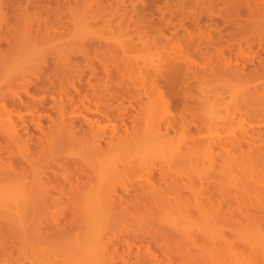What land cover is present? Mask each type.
<instances>
[{"label": "rangeland", "instance_id": "rangeland-1", "mask_svg": "<svg viewBox=\"0 0 264 264\" xmlns=\"http://www.w3.org/2000/svg\"><path fill=\"white\" fill-rule=\"evenodd\" d=\"M232 69L247 72L250 77L237 80L226 76L225 70L229 74ZM86 84L94 90H88L91 88ZM76 89L88 91L92 109L94 103L102 108L110 105L114 118L100 117L98 125L94 113L81 105L74 106L80 98ZM183 96L186 101H181ZM182 102L190 108L184 109ZM57 105L63 107V114ZM41 106L49 108L43 112ZM123 114L130 120L123 123ZM67 119H75L76 126L84 128L90 122L95 131L99 128L106 134H78L79 140L72 141V135L61 130ZM33 121L38 125L42 122L43 132ZM12 126L22 129L15 136L32 138L28 143L23 137L27 149L18 146L21 140H13L12 132L16 130ZM256 131L264 133V0H0V166L4 169L5 164L9 174H13L16 181L11 180L10 185H32L26 190L34 186V193L47 197L36 198L35 205L33 201L24 204L26 208L22 207L20 212V208L13 206L16 211L11 210L0 200V211H4L0 213V264H55L57 260L59 264H70L73 255L80 257L74 250L75 240L85 243L90 232L102 235V240H98L102 245L97 248L106 249L100 248L102 256L107 252L103 264H216V256L225 257V253L214 252L213 246L218 250L224 247L223 251L229 247L226 258L231 264L242 260L263 264L264 252L261 254L256 250L259 248L248 244L253 238L256 241L264 237V214L254 212L264 201V136L255 134ZM215 134L253 135V139L241 149L212 147L206 155L193 150L201 138ZM98 135L108 141H100L108 157L101 158L104 164L93 157ZM111 135L115 136L109 143ZM141 137H145L142 142ZM234 159L251 164L253 178L248 181L257 188L250 194H239L246 204L242 208L252 209L251 215H240L234 201L231 205L236 214L232 221L228 215L224 219L223 213L229 198L226 187H232L228 165ZM88 173L95 175L90 176L94 180L88 179ZM103 175L106 180L100 179ZM71 182H80L76 186L87 195L82 193V198H74L78 187L71 189ZM149 185L155 186L164 203H184L193 213L181 216L187 225H182L181 217L171 216L172 212H164L168 216L162 214L163 205L158 204L163 201L149 198L155 205L142 200V190ZM91 190L98 195L100 190L108 202L99 197L101 201L97 199V203L94 196L89 197L94 195ZM1 193L2 190L3 196ZM257 197L262 198L261 203L255 201ZM200 207L206 209V215H199ZM7 210L11 214L5 218ZM92 210L98 216L89 213ZM216 211H221L218 215L223 223L220 219L217 222L220 217ZM15 213L23 219L11 220ZM188 216L196 220H189ZM84 218H94V224L90 225L89 220L88 224ZM253 222L263 229L256 224L257 231L249 228ZM214 229L218 230L215 234ZM206 232L212 233L210 240L203 237ZM239 241H247L255 250L248 246L246 253L247 247ZM65 250L72 255L68 257ZM51 251L58 254H54L56 258H52ZM255 253L262 256L255 258ZM251 254L256 260L250 263ZM245 256L249 258L245 260ZM224 257L218 264H226Z\"/></svg>", "mask_w": 264, "mask_h": 264}, {"label": "bare ground", "instance_id": "bare-ground-1", "mask_svg": "<svg viewBox=\"0 0 264 264\" xmlns=\"http://www.w3.org/2000/svg\"><path fill=\"white\" fill-rule=\"evenodd\" d=\"M207 39H208V38H207ZM212 42H213V41H212ZM212 42H211V44H212ZM208 43H209V42H208ZM218 53H220V52H218ZM217 55H218V54H217ZM217 55H216V56H217ZM220 55H221V54H220ZM222 56H223V55H222ZM212 57H214V56H212ZM220 57H221V56H220ZM68 59H69V58H68ZM209 59H210V58H209ZM66 60H67V59H66ZM64 62H65V60H64ZM220 63H221V61H220ZM217 66H218V64H217ZM238 68H239V67H238ZM242 68H243V67H242ZM226 69H227V68H226ZM229 69H231V68H229ZM244 69H245V68H244ZM226 73H227V72H226V70H225V75H226V76H229V77H231V78H233V77L235 78V77H236L235 79L238 78V79H240V80H241V79L243 80V78H246V77L248 76V75H247V72H246V74H245L244 71H242V70H238V69H237V70H235V69L233 70V69H232L231 71H229V74H230V75H229L228 73H227V74H226ZM50 74H51V73H50ZM53 74H54V73H53ZM231 75H232V76H231ZM249 75H251V74H249ZM46 76H47V75H46ZM47 77H48V76H47ZM49 77H50V76H49ZM93 77H94V76H93ZM248 77H250V76H248ZM248 77H247V78H248ZM162 78H163V77H162ZM166 78H167V76H166ZM238 79H237V80H238ZM90 81H91V80H90ZM90 81H88V82H90ZM176 81H177V80H176ZM176 81H175V83H176ZM165 82H166V81H165ZM90 83H91V82H90ZM169 83H170V82H169ZM82 84H83V82H82ZM170 84H171V83H170ZM86 85H88V84H86ZM90 85H91V84H90ZM90 85H88V86L90 87ZM170 86H172V85H170ZM170 86H168V87H170ZM176 86H177V85H176ZM91 87H92V85H91ZM91 87H90V88H91ZM93 88H94V86H93ZM170 88H171V87H170ZM76 90L78 91V94L80 95V98L77 99L78 101L75 102L74 106H76V105H79V107L83 106V107L85 108V110H88L89 112L94 113L98 119H99L100 117H101V118L104 117V118H106V119H107V118H110V117H111V118L113 117L112 114L114 113V109H111V108H110V105H109V106H108L107 104H106L105 106L103 105L104 108H102V107L100 106V104H95V103H94V107H95V108L92 109V108H91V104H92L93 102H92V99L90 98L89 94L87 93L88 91H87V92H80V90H78V89H76ZM88 90H94V89L91 88V89H88ZM77 91H76V92H77ZM170 91H171V90H170ZM185 91H186V90H185ZM76 92H75V93H76ZM171 92H172V91H171ZM92 93H94V91H93ZM115 93H117V92H115ZM78 94H77V95H78ZM184 94H185V92H184ZM79 95H78V96H79ZM111 95H112V94H111ZM173 95H174V94H173ZM177 95L180 96V94H177ZM187 95H188V93L186 94V96H187ZM113 96H114V99H115V94H113ZM184 96H185V95H184ZM184 96H183V98L181 99V101H182L184 98L187 99V98L184 97ZM118 97H119V96H118ZM181 97H182V95H181ZM116 98H117V97H116ZM53 99H54V98H53ZM101 99H102V98H101ZM179 99H180V97H179ZM175 100L178 101V99H175ZM189 100H190V99H189ZM18 101H19V100H18ZM21 101H22V100H21ZM21 101H19V102H21ZM177 101H176V103H177ZM183 101H186V100H183ZM19 102H18V103H19ZM45 102H46V101H45ZM55 102L57 103V101H55ZM55 102H54V103H55ZM24 103H25V102H24ZM61 103H62V102H61ZM61 103H60V104H61ZM71 103H72L71 106H73V103H74V102H71ZM71 103H70V104H71ZM107 103H108V102H107ZM169 103H171V102H169ZM172 103H173V102H172ZM176 103H174V105H175ZM179 103H180V101H179ZM182 103H183V102H182ZM184 103H186V102H184ZM184 103H183V105H184V107H185L184 109H186V108L189 109V108H190V107H189L190 105L188 106V105H187L188 103H187V104H184ZM43 104H44V103H43ZM46 104H47V103H46ZM66 104H67V103H66ZM104 104H105V102H104ZM109 104H111V103H109ZM177 104H178V103H177ZM177 104H176V105H177ZM20 105H21V104H20ZM63 105H64V104H63ZM68 105H69V103H68ZM80 105H81V106H80ZM176 105L174 106L175 109H176V107H177ZM34 106H36V105H34ZM58 106H61V105H57V107H58ZM113 106H116V105H113V103H112V107H113ZM117 106H118V105H117ZM186 106H188V107H186ZM51 107H52V106H51ZM83 107H82V108H83ZM171 107H172V106H171ZM33 108H34V107H33ZM37 108H38V107H37ZM37 108H36V109H37ZM41 108H42L41 110H42L43 112H45V110H46L47 108H49V107L46 108V106H41ZM43 108H44V110H43ZM58 108H59L60 110L62 109V111H61L60 113L63 114V107H62V108H61V107H58ZM58 108H57V109H58ZM65 108H66V107H65ZM65 108H64V109H65ZM82 108H81V109H82ZM84 108H83V109H84ZM113 108H114V107H113ZM119 108H120V107L118 106L117 109H116L117 112H119L118 110L121 111V108H120V109H119ZM36 109H35V110H36ZM38 109H40V107H39ZM177 109H178V108H177ZM188 109H187V110H188ZM124 110H125V109H124ZM126 110H127V109H126ZM126 110H125V111H126ZM180 110H182V109H180ZM187 110H186V111H187ZM36 111H37V110H36ZM112 111H113V113H112ZM186 111H185V112H186ZM188 111H190V110H188ZM122 112H124V111H122ZM122 112H121V115H122ZM183 112H184V111H183ZM47 113H48V112H46V114H47ZM49 113H51V112H49ZM115 113H116V112H115ZM180 114H181V113H180ZM180 114H179V115H180ZM185 114H186V113H185ZM111 115H112V116H111ZM126 115H127V114H123V116L121 117V119H122L121 121H123V123H125L124 121H126V119L128 118V117L126 118ZM128 115H129V113H128ZM128 115H127V116H128ZM181 115H182V114H181ZM42 116H43V114H42ZM49 116H51V114H50ZM51 117H52V116H51ZM129 117H130V116H129ZM183 117H184V116H183ZM62 118H63V117H62ZM72 118H73V117H72ZM113 118H114V117H113ZM130 118H131V117H130ZM38 119H39V118H38ZM43 119H44V118H43ZM54 119H55V118H54ZM128 119H129V118H128ZM131 119L133 120V116H132ZM49 120H50V119H49ZM61 120H62V119H61ZM129 120H130V119H129ZM132 120H131V121H132ZM38 121H39V120H38ZM52 121H53V120H52ZM92 121H93V120H92ZM99 121H100V119L97 120V122H96L98 125H99ZM133 121H135V120H133ZM31 122H32V121H31ZM55 122H56V120H55ZM74 122H75V119H74V121H68V119H67V121H66L65 123H64V120H63V122H62V123H64V124H66V125H63L64 127H62V124H61V127H62L61 130L65 129V131H63V132H66V130H67V131H68L67 133H68L70 136L72 135V137H74V138L71 137V140L73 139L72 141H75V138H77V140H79L78 137H77L78 134H91V133H92V134H93V133H94V134H100V135H101V134H103V135L106 134V133H104V131H103V133H102L101 130H100L99 128L97 129V131H95L94 125H93V124H90V122H89L88 126L85 127V128H84V127H81L82 125H81L80 127H78V125L76 126L77 123H76V122L74 123ZM33 123H34V126L37 124V123H35L34 121H33ZM41 123H42V122L40 121V125H38V124H39V122H38V124H37L38 126L36 125V126H37L36 128H38L39 131L41 130V131L43 132V130H42V126H41ZM87 123H88V122H87ZM55 124H56V123H55ZM82 124H83V123H82ZM23 125H26V124H23ZM50 125H52V124H50ZM56 125H57V124H56ZM20 126H21V125H20ZM28 126H30V124H28ZM59 126H60V124H59ZM50 127H51V126H50ZM52 127H53V126H52ZM54 127H55V126H54ZM56 127H58V125H57ZM95 127H96V126H95ZM98 127H99V126H98ZM206 127L208 128V126H205V131L208 130V129L206 130ZM12 128H13V126H12ZM12 128H11V129H12ZM22 128H23V127H22ZM59 128H60V127H59ZM126 128H127V127H126ZM17 129H18V128H17ZM17 129H15V126H14L13 130H16V131L12 132L13 130H12V131L10 130V131L12 132V136H14V137H12V138H13V140H14L15 142H20V140H21V142H22V143L20 142L21 145H18V144H17V145L20 146V147H23V148H26V149H27V147H26V144H27V143L23 142V141H24V139H23L24 136L22 137L23 134L21 133L22 135H18L19 133L17 132V131L22 130V129H19V130H17ZM26 129H27V130H26ZM28 129H29L28 127H24V130L28 131ZM24 130H23V131H24ZM57 130H58V128H57ZM26 131H24V132H26ZM29 131H31V129H29ZM16 132H17L18 134H16V136H15V133H16ZM24 132H23V133H24ZM27 133H29V132H27ZM37 134H38V133H37ZM110 134H115V133L112 132V133H110ZM255 134H259V135L262 134V135L264 136V133H263V132H260V131H256ZM17 135H18V136H17ZM25 135H26V134H25ZM32 135H33V134H32ZM141 135H144V134H140V136H141ZM33 136H34V135H33ZM113 136H115V135H111V137H109V138H111L110 141H109V143H112V142H113V139H114ZM146 136H147V134H145V137H146ZM7 137H8V135H7ZM15 137H16V138H15ZM25 137H26V136H25ZM25 137H24V138H25ZM28 137H29V136H28ZM100 137H101V138H100ZM142 137H143V136H142ZM142 137L140 138V141H141V139H144V138H145V137H144V138H142ZM147 137H148V136H147ZM8 138H9V137H8ZM12 138H11V139H12ZM14 138H15V139H14ZM102 138H104V141L106 140V137H104V136H99V135H98L99 142H97L98 139L95 140V141H96L97 143H99V144H96V146H95V148H94V151H95L94 154H95V155L93 154V157L96 159V162H97V160H98V162H99V161H101V162L103 161V164H104V162H105L104 160H106L108 157H107V155H106V153H105L104 148H102L101 145H100V144H101L100 141H103ZM109 138H108V139H109ZM148 138H149V137H148ZM148 138H147V139H148ZM11 139H10V140H11ZM26 139H28V140H26ZM26 139H25V140H26L28 143H31L30 141L32 140V138L30 139V138H27V137H26ZM29 139H30V140H29ZM94 139H95V137H94ZM101 139H102V140H101ZM149 139H150V138H149ZM252 139H253V135H246V136H243V135H242V136H239V137H237V136H236V137H235V136H234V137H233V136H231V137H230V136L225 137V136H222V134H215V135H213V136H208V137L201 138L199 141H197V143H196V145L194 146L193 150H194V149H197V152H200L201 155H202V153H205V155H206V151L209 150V152H211L212 147H220V148L222 147V148H223V147L231 146V147H235V148H240V149H241L242 146H243L244 144H246V143L248 144ZM135 141H136V139H134V140L132 141V143H135ZM142 141H143V140H142ZM142 141H141V142H142ZM33 142H34V141H33ZM106 142H108V141L106 140ZM148 142H150V140H149ZM23 143L25 144V147H24V144H23ZM34 143H35V142H34ZM144 143H146V142L144 141ZM156 144H157V143H156ZM50 145H51V144H50ZM108 145H109V144H108ZM145 145H146V144H145ZM145 145H144V146H145ZM147 145H148V144H147ZM149 145H152V144H149ZM145 147H147V146H145ZM150 147H152V146H150ZM150 147H149V149H150ZM153 147H154V146H153ZM92 148H93V146H92ZM28 149H29V148H28ZM102 149H103V150H102ZM156 149H157V148H156ZM158 149H159V148H158ZM28 151H29V150H28ZM103 151H104V152H103ZM158 151H160V150H157V151H156L157 155H158ZM201 151H202V152H201ZM203 151H204V152H203ZM102 152H103L104 154H102ZM209 152H207V155L210 154ZM156 153H155V155H156ZM161 153H162V152H161ZM161 153H159V155H160ZM0 154H1V153H0ZM29 155H30V154H29ZM99 155H100V156L103 155L104 157H103V156H102V157H99ZM150 155H151V154H150ZM203 155H204V154H203ZM97 156L99 157V159H97ZM161 156H163V155H161ZM1 157H2V156H1ZM106 157H107V158H106ZM101 158H104V160H102ZM105 158H106V159H105ZM31 161H32V160H31ZM33 162H34V161H33ZM33 162H32V163H33ZM101 162H100V164H102ZM250 162H251V161H250ZM29 163H30V162H29ZM27 164H28V163H26V165H27ZM33 164H34V163H33ZM35 165H37V164H34V166H35ZM4 166H5V167H4ZM4 166H3L4 169H1L2 167L0 166V179L2 180V181L0 180V190H2V193H1V194L3 195V196H0V197H2V199H0V200H1L4 204H7L6 207H10V206H11V210L14 209L15 207H18V208H20L21 210L17 209V211L19 210L18 212H20V211H23V210H22V207H23V209H24V207H25L24 204L28 205V203H31V202L33 201V202H34L33 205H35V202H36L35 199H36V198H40V197H41V198H45V199L47 198V197H45V196L40 195L39 192H38V193H34V192L32 191L33 188H34V186H33L32 190H26L27 188H28V189H29V188L31 189V186H32V185H30L29 187L26 188L25 185L23 184L25 190H23L24 188H21L19 185H15V184H17V183H13L15 186H14V185H10L11 180H12V181H16V180H13V179H14V178H13L14 176L12 177L13 174H12V175L9 174V173H11V172H9L8 168H6V165H5V164H4ZM28 166H30V165L28 164ZM7 167H9V165H7ZM26 167H27V166H26ZM35 167H36V166H35ZM38 167H39V166H38ZM100 167H102V166L100 165L99 168H100ZM105 167H106V166H105ZM251 167H252V166H251V164H250L248 161H238V160H235V159L232 160V162H230V164L228 165V172L231 173V177H230V179H231V182H232V184H229V185H232V187H231L230 189H229L230 186L226 187V188L229 189V190H227V189L224 187V190L226 189L225 192H226V191H229V192H227V193H229L228 196H226V197H229V198L227 199V198L225 197V198L227 199V200H226V205L228 206V208H227V206H226V211L223 213L224 219H225V218L227 219V217H225V215H228L229 218H231L230 220L233 221V219H234L233 217H234V215L236 214V212H235V210H234L235 208H233V205H231V204H233L234 201H235V203H237L238 206H239V207H237V208L239 209V212L241 213L240 215H243V214H244V215L246 216L247 213H248V216L251 215L250 213H251L253 210L250 209V208H245V209L242 208V207L245 206L246 204H245V202H244V198H243V199H240V198H239V194L242 195L243 193H247V192L250 194L251 192H255V190H256V188H257V187H255V186H253V185L250 186L249 181H248L249 178H253V175H252V174H253V169H251ZM11 168H12V171H13V170L15 171V169H13L14 167H11ZM22 168H23V167H22ZM36 168H37V167H36ZM99 168H98V171H99ZM109 168H112V167L110 166ZM109 168H106V170L109 169ZM26 169H27V168H26ZM26 169H25V170H26ZM28 169H29V167H28ZM28 169H27V171L29 172ZM31 169H33V168H31ZM104 169H105V168H104ZM6 170H8V174H9V175L7 174V171H6ZM21 170H22V169H21ZM36 170H37V169H36ZM100 170H101L100 173L103 174L102 171H104V170H102V169H100ZM111 170H112V169H111ZM111 170H110V171H111ZM22 171H23V170H22ZM110 171H108V172H110ZM24 172H25V171H24ZM92 172H93V174H95L94 171H91V173H92ZM95 172H96V171H95ZM106 172H107V171H106ZM12 173H14V172H12ZM15 173H16V172H15ZM41 173H42V172H41ZM96 173H99V172H96ZM89 174H90V173H88V175H89ZM105 174H106V173H105ZM107 174H108V173H107ZM18 176H19V174H18ZM90 176L93 177V176H95V175H93V176H92V175L87 176L88 179H89ZM15 177H16V175H15ZM91 177H90V179H91ZM98 177H99V176H98ZM103 177H104V175H103ZM96 178H97V176H96ZM99 178H100V177H99ZM106 178H107V176L104 177V178H100V179H103V180L105 179V180H106ZM17 179H18V178H17ZM92 180H94V178H92L91 181H92ZM97 180H98V179H97ZM18 182H19V179H18ZM231 182H230V183H231ZM78 183H80V182H77V184H78ZM77 184H76V185H77ZM21 185H22V183H21ZM76 185H73L72 182H71V184H70L71 189H73V187H78V186H76ZM222 186H223V185H222ZM222 186H221V188H222ZM1 187H4V188L2 189ZM140 187H141V186H140ZM140 187H138V188H140ZM154 187H155V186H154ZM154 187H153V186L151 187V185H149V187L147 186L145 190L143 189V188H145V187L142 188V189H143V190H142V196H140V197L143 198V199H142L143 201H144V200H146V201H147V200H150V201H151V199H149V198H153V199L156 200V198H157V200H159V201H163L162 204L159 203L160 205L157 203L159 207H161V206L163 205V206H162V209H163V210L161 209L162 212H163L162 214H166V215H167V213H164V212L169 211V212H172V215H171V216H176L177 218L181 217L182 215H185V214L190 215V214L192 213L190 210H188V209L185 207L184 203H182V202H176L177 204H178V203L180 204V205H177L176 203H172V202H170V201H166V200H165V203H164V200H162V199H163L162 196H160V195H161L160 192H158V190L155 189ZM217 187H218V186H217ZM217 187H216V188H217ZM91 189H93V187H92ZM133 189H134V188H133ZM89 190H90V189H89ZM136 190H138V189H136ZM83 191H84V190H83ZM87 191H88V190H87ZM91 191H92V190H91ZM93 191H94V190H93ZM93 191H92V193H94V195H90V196H89V194H88V196L91 197V198H93V199H94V197H95V198H96L95 201H96L97 199H98V201H101V200H99V197H100V198L102 197V196H101V195H102V194H101L102 192H100V190H99V193H100V194L98 195L97 193L95 194V191H94V192H93ZM74 192H75V191H73V193H72L71 195H73ZM88 192H89V191H88ZM129 192H130V191H129ZM82 193L86 194V192H82L81 189H80V187H78V189L76 190V192H75V194H74V198H77L76 195H79V196H80ZM92 193L90 192V194H92ZM130 193H132V191H131ZM248 193H247V194H248ZM128 194H129V193H128ZM159 194H160V195H159ZM71 195H70V196H71ZM86 195H87V194H86ZM96 195H97L98 197H97ZM134 195H135V194H134ZM134 195H133V196H134ZM136 195H137V194H136ZM136 195H135V196H136ZM157 195H158V196H157ZM79 196H78V197H79ZM81 196H83V194H82ZM81 196H80V197H81ZM93 196H94V197H93ZM135 196H134V197H135ZM137 196H138V195H137ZM80 197H79V198H80ZM89 197H88V198H89ZM104 197H105V196L103 195V197H102L103 200H106L107 198H104ZM72 198H73V196H72ZM79 198H78V199H79ZM81 198H82V197H81ZM85 198H86V197H85ZM102 198H101V199H102ZM137 199H138V197H137ZM160 199H161V200H160ZM256 199H257V200H255V201H257L258 203H261V202H262V200H261L262 198H260V197L258 198V197H257ZM41 200H42V199H40V201H41ZM86 200H87V199H86ZM103 200H102V201H103ZM157 200H156V201H157ZM263 200H264V199H263ZM84 201H85V200H84ZM98 201H96V202L98 203ZM106 201L108 202V199H107ZM150 201H149V202H150ZM33 202H32V203H33ZM88 202L90 203V201H88ZM91 202H92V201H91ZM103 202H104V201H103ZM103 202H102V203H103ZM137 202H138V200H137ZM147 202H148V201H147ZM147 202H146L145 204H147ZM151 202H152V201H151ZM166 202H168V203H166ZM263 202H264V201H263ZM263 202L261 203L262 205L258 204V205H260V206L258 207V209L255 208V210H254V212H256L257 210H259V211H257V212H260V214H258V215H261V213H262V215L264 214V207H263L264 204H263ZM86 203H87V202H86ZM102 203H101V204H102ZM139 203H143V202L141 201V202H139ZM152 203H153V202H152ZM163 203H164V204H163ZM246 203H247V202H246ZM255 203H256V202H255ZM93 204H94V203H93ZM106 204H107V203H106ZM106 204H104V205H106ZM109 204H111V203H109ZM109 204H107V205L109 206ZM145 204L143 203V205H145ZM149 204L151 205V203H148V205H149ZM153 204L156 205V203H153ZM166 204H168V205H167L168 207L166 206ZM172 204H174V205L176 204V205H175V206H171ZM250 204H251V203H250ZM86 205H87V204H86ZM182 205H183V206H182ZM251 205H252V204H251ZM251 205H250V207L254 206V204H253L252 206H251ZM258 205H257V206H258ZM13 206H15V207H13ZM29 206L32 207V204H30ZM92 206H94V205H92ZM99 206H100V205H99ZM170 206H171V207H170ZM261 206H262V207H261ZM12 207H13V208H12ZM31 207H30V208H31ZM94 207H95V206H94ZM100 207H101V206H100ZM145 207H146V206H145ZM148 207H149V206H148ZM156 207H157V206H156ZM159 207H157V209H159ZM247 207H248V206H247ZM255 207H256V206H255ZM3 208H4V207H3ZM3 208H2V209H3ZM25 208H26V207H25ZM32 208H33V207H32ZM97 208H98V207H97ZM101 208H102V207H101ZM200 208H201V209L198 208L199 215L202 214V213H203V214L207 213V212H206V209H205L204 207H200ZM87 209H88V205H87ZM98 209H99V208H98ZM111 209H112V207H111ZM111 209H110V210H111ZM113 209H114V208H113ZM113 209H112V210H113ZM14 210L16 211V209H14ZM32 210H33V209H32ZM88 210H89V209H88ZM90 210H91V209H90ZM95 210H96V209H95ZM159 210H160V209H159ZM219 210H221V209H219ZM236 210H237V209H236ZM15 211H14V212H15ZM96 211H97V210H96ZM101 212H102V210H101ZM109 212H111V211H109ZM173 212H175L174 215H173ZM234 212H235V214H234ZM0 213H2V211H0ZM3 213H4V211H3ZM3 213H2V214H3ZM89 213H94V214H96V212H94L93 210H92L91 212L89 211ZM218 213H219V215H220L221 211H220V212H219V211H216V213H215L218 217H220V216L218 215ZM7 214H11V213H8V210H7V213L4 214V217H5V218H7ZM99 214H100V213H99ZM168 214H169V213H168ZM175 214H176V215H175ZM179 214H180V216H177V215H179ZM192 214H193V213H192ZM203 214H202V215H203ZM221 214H222V213H221ZM233 214H234V215H233ZM15 215H16V213H15ZM18 215H19V214H18ZM31 215H32V214H31ZM89 215H90V214H89ZM91 215H92V214H91ZM96 215H97V214H96ZM107 215H108V214H107ZM169 215H170V214H169ZM205 215H206V214H205ZM205 215H204V216H205ZM231 215H232V216H231ZM252 215H253V214H252ZM258 215H257V216H258ZM262 215H261V216H262ZM9 216L12 217L13 215H9ZM25 216H26V215H25ZM94 216H95V215H94ZM97 216H98V215H97ZM167 216H168V215H167ZM2 217H3V216H2ZM11 217H10V218H11ZM30 217H31V216H30ZM30 217H29V215H28V218H30ZM84 217H85V215H84ZM176 217H174V219H176ZM188 217H189V218H188L189 220H190V219H191V220L193 219V217H191V218H190V216H188ZM15 218H16V219L18 218L17 220H20V221L23 219V218H22V219H19V218H21V217H20V216L17 217V215H16V217L13 216L11 220L14 221V220H16ZM28 218H27V219H28ZM85 218H86V217H85ZM85 218H84V219H85ZM108 218H109V215H108ZM167 218H169V217H167ZM167 218H164L165 221L167 220ZM182 218H184V217H181V220H182V221H181L180 219H179V221H181L182 225H183V224H186V225H187V223H183L184 221H183ZM201 218H202V217H201ZM229 218H228V219H229ZM250 218H251V217H250ZM256 218H258V217H256ZM259 218H260V217H259ZM8 219H9V218H8ZM24 219H25V218H24ZM30 219H31V218H30ZM97 219H98V218H97ZM101 219H102V218H101ZM103 219H104V218H103ZM103 219H102V220H103ZM106 219H107V218H106ZM169 219H170V218H169ZM194 219L196 220V218H194ZM194 219H193V220H194ZM210 219H211V218H210ZM219 219L221 220V217L218 218L217 222L219 221ZM88 220L90 221V219H88V218H87V220L85 219V221H86L87 223L89 222ZM93 220H94V218L91 219V221H90V222H91L90 225L94 224V223H92ZM104 220H105V219H104ZM177 220H178V219H177ZM206 220H207V219H206ZM235 220H236V219H235ZM253 220H255V218H253ZM94 221H95V220H94ZM201 221H202V220H201ZM7 222H9V221H7ZM15 222H16V221H15ZM29 222H30V220H29ZM83 222H84V221H83ZM96 222H98V221H96ZM96 222H95V223H96ZM171 222H172V221H171ZM190 222H191V221H190ZM199 222H200V221H199ZM202 222H203V221H202ZM204 222H205V223H208V222H206V221H204ZM220 222H222V220H221ZM223 222H224V221H223ZM223 222H222V223H223ZM235 222H236V221H235ZM238 222H239V221H238ZM238 222H237V223H238ZM245 222H246V221H245V219H244V223H245ZM99 223H100V222H99ZM181 223H180V224H181ZM240 223H241V222H240ZM256 223H257V222H256ZM256 223L253 222V225H252L253 227H249V228H253V229H254V228H255V225H254V224H256ZM17 224H18V223H17ZM17 224H16V225H17ZM20 224L23 225L24 223L22 222V223H20ZM88 224H89V223H88ZM96 224H97V223H96ZM168 224H169V222H168ZM192 224L195 225V224H197V223H194V222H193ZM203 224H204V223H203ZM220 224H221V223H220ZM247 224H249V223H247ZM247 224H245L244 226L247 227V226H246ZM16 225H15V226H16ZM98 225H100V224H98ZM172 225H173V224H172ZM186 225H185V226H186ZM188 225H189V224H188ZM190 225H191V224H190ZM207 225L209 226V224H207ZM242 225H243V223H242ZM242 225H241V226H242ZM257 225H258V224H256V226H257ZM96 226H97V225H96ZM177 226H178V225H177ZM196 226H197V225H196ZM199 226H200V224H199ZM201 226H202V225H201ZM210 226H211V225H210ZM239 226H240V225H237V226H235V227H239ZM249 226H250V224H249ZM26 227L28 228V226H26ZM99 227H100V226H99ZM194 227H195V226H194ZM197 227H198V226H197ZM203 227H204V229H205L206 225L203 226ZM235 227H233V229H234ZM257 227L260 229L261 226H260V227L257 226ZM17 228H18V227H17ZM86 228H87V227H86ZM88 228H89V227H88ZM88 228H87V229H88ZM96 228H97V227H96ZM175 228H176V226H175ZM180 228L183 229L184 227L181 226ZM180 228L178 227V229H177L176 231H178ZM189 228H191V227H189ZM210 228H211V227H210ZM212 228H214V227L212 226ZM89 229H90V228H89ZM89 229H88V230H89ZM98 229H99V228H98ZM186 229H187V228H186ZM206 229H207V228H206ZM208 229H209V228H208ZM244 229H245V228H244ZM247 229H248V228H247ZM253 229H250V230H252V232H253ZM262 229H263V228H261L260 230H262ZM180 230H181V229H180ZM216 230H217V229H216ZM216 230L214 229V231H215L214 234L216 233ZM234 230H235V229H234ZM236 230H237V228H236ZM240 230H241V229H240ZM250 230H249V231H250ZM255 230L257 231L256 228L254 229V231H255ZM260 230H258V231H260ZM81 231L83 232V230H81ZM92 231H93V229H92ZM94 231H95V229H94ZM188 231H189V230H188ZM188 231H187V233H188ZM198 231H199V229H198ZM204 231H205V230H204ZM210 231H211V230H210ZM217 231H218V230H217ZM222 231H223V229H222ZM241 231H242V230H241ZM244 231H245V230H244ZM249 231H247V232H249ZM98 232H99V230H98ZM178 232H179V231H178ZM181 232H182V231H181ZM183 232L186 233L185 230H184ZM183 232H182V233H183ZM212 232H213V230H212ZM85 233H86V230H85ZM92 233H93V232H92ZM94 233L97 234L96 232H94ZM184 233H183V234H184ZM202 233H203V232H202ZM204 233H205V232H204ZM204 233H203V234H204ZM206 233H207V236H206V235H205V236L202 235V236H203V237H207V238H206V240H207V239L210 238V237H208V236L211 235L212 233H210L209 235H208L209 232H206ZM257 233H259V232H257ZM261 233H264V230L261 231ZM261 233H259L258 235H260ZM24 234H25V233H24ZM95 234H91V232H90L89 234H87V235H86V240H85L86 242H85V243H84V241L82 242V240H81L82 243L78 244L77 239L75 240L77 244L75 245L76 247L74 248V250L76 249V252H77V254H78L80 257L78 258V256H74V255H73V260H74V261H72L70 264H103V259H105V258H104V255H105L107 252L105 253V251H104V252H103L104 255H103V256L101 255L102 252H100V250L103 249V248H101V247L97 248V245H100V244L102 243V242L99 243V241H98V240H100V239L102 240V238H101L102 235H101V237H100V236H98V234H100V233H98V234H97L98 239H97V237H96ZM188 234H189V233H188ZM188 234H187V235H188ZM214 234H213V235H214ZM236 234H237V233H236ZM238 234H239V233H238ZM246 234H248V233H246ZM249 234H250V233H249ZM255 234H256V233H255ZM73 235H74V234L70 235V236H72L71 238H73ZM217 235H219V232L217 233ZM234 235H235V234H234ZM24 236H27V235H24ZM74 236H75V235H74ZM255 236L257 237V235H254V237H255ZM260 236H261V235H260ZM28 237H29V236H28ZM75 237H76V236H75ZM75 237H74L73 239H75ZM203 237H202V238H203ZM212 237H213V236H212ZM244 237H245V236H244ZM246 237H248V236H246ZM25 238H26V237H25ZM25 238H24V239H25ZM71 238H70V241H71ZM95 238H96V241H95ZM190 238H191V237H190ZM213 238H214V237H213ZM224 238H225V237H224ZM224 238H223V239H224ZM236 238H237V236H236ZM236 238H234V240H235ZM242 238H243V237H242ZM248 238H249V237H248ZM81 239H82V238H81ZM237 239H238V238H237ZM255 239H256V238H255ZM83 240H84V239H83ZM206 240H203V241L206 242ZM209 240H210V239H209ZM215 240H218V239H215ZM215 240H214V241H215ZM37 241H38V240H37ZM67 241H69V240H67ZM70 241H69V242H70ZM240 241H241V240H240ZM240 241H239V243H238V242H235V243L240 244ZM95 242H96V243H95ZM212 242H213V241H212ZM220 242H222V241H220ZM43 243H44V242H43ZM67 243H68V242H67ZM73 243H74V241H73ZM215 243H216V242H215ZM217 243H218V242H217ZM217 243H216V244H217ZM222 243H224V242H222ZM222 243H221V244H222ZM227 243H228V242H227ZM246 243H247V241H246L245 243L242 242V244H240V245H242V246L245 244V245H244L245 248L247 247V252H246V253H249L248 250H249L250 246H249L248 244L250 243V245H252L255 249H256V248L262 249V251L259 250V249H256V250L259 251L260 253L262 252L261 254H263V252H264V237H260V239H259V240L256 239V241H255L254 238H253V241L248 242V244H246ZM70 244H71V243H69V245H70ZM216 244H214V245H216ZM219 244H220V243H219ZM224 244H225V243H224ZM224 244H223V245H224ZM29 245H30V244H29ZM29 245H28V246H29ZM37 245H38V244H37ZM95 245H96V246H95ZM101 245H102V244H101ZM101 245H100V246H101ZM207 245H208V244H207ZM209 245L212 246L213 244L211 245V243H210V241H209ZM223 245H218V247L223 246ZM225 245L227 246V244H225ZM231 245H232V244H231ZM240 245H239V246H240ZM33 246H34V245H33ZM66 246H67V245H66ZM228 246H229V244H228ZM248 246H249V248H248ZM40 248H41V246L38 247V249H40ZM69 248H70V246H69ZM71 248H72V246H71ZM100 248H101V249H100ZM202 248H203V247H202ZM208 248H209V247L207 246L206 250H208ZM213 248L215 249L214 252L217 250V251H222L223 253H225V257H224V255H223V256H221V255H220V256H218V255L216 256V254H215L216 258L218 257L217 259H219V261H218L217 259H216V260H217V261H216V260H215V257H212V258H214L216 264H218V262H220V258H221V257H224L223 259H225V258L227 257V256H226V250H227V249L229 250V247H227V249H225V251H223V250H224V249H223L224 247H220V250H218V249L215 248L214 246H213ZM230 248H231V247H230ZM235 248H236V246H235ZM251 248H252V247H251ZM251 248H250V249H251ZM47 249H48V248H47ZM221 249H223V250H221ZM243 249H244V248H243ZM252 249H253V248H252ZM255 249H253V250H255ZM40 250H43V249L41 248ZM51 250H52V249H51ZM66 250H67V249H66ZM66 250H65L64 252H66ZM68 250H69V249H68ZM70 250H71V249H70ZM103 250H106V249H103ZM103 250H101V251H103ZM203 250H204V249H202V251H203ZM232 250H234V249L232 248ZM253 250H252V252H254ZM38 251H39V250H38ZM56 251L59 252L58 254L60 255L61 252L58 251V250H56ZM217 251H216V253H217ZM235 251H236V250H235ZM243 251L245 252V250H243ZM250 251H251V250H250ZM51 252L53 253L52 258L55 257L54 254H57V253H56V252L54 253L53 251H51ZM252 252H250V253H252ZM259 252H258V253H259ZM47 253H48V251H47ZM66 253H67V255L69 254L68 257L72 255V252H71V254H70L69 252H66ZM66 253H65V254H66ZM74 253H75V252H74ZM223 253H222V254H223ZM230 253H233V251L230 252ZM236 253H238V252H236ZM58 254H57V255H58ZM65 254H63V255H65ZM209 254H210V253H209ZM218 254H220V252H219ZM252 254L254 255V253H252ZM252 254H251V255H248L249 257L251 256V258H252V259H250V263H251V260H253V259H254L253 261L255 262V260H256L255 258H259V256L261 255V254L259 255V254L255 253V254H257V255H256L255 258H254ZM205 255H208V252H207V251H206V254H205ZM233 255H234V254H233ZM240 255H241V254H240ZM242 256H244V255L242 254ZM246 256H247V254H246ZM246 256H245V260H246V258H247ZM257 256H258V257H257ZM261 256H262V255H261ZM57 257H59V256H57ZM66 257H67V256H66ZM105 257H106V256H105ZM209 257H210V256H209ZM230 257H231V255H230ZM249 257H248V258H249ZM263 257H264V256H263ZM38 258H39V257H38ZM47 258H49V256H48ZM55 258H56V257H55ZM74 258H75V259H74ZM227 258H228V257H227ZM227 258H226V259H227ZM248 258H247V259H248ZM58 259H59V258H58ZM68 259H69V258H68ZM207 259H208V257H207ZM210 259H211V258H210ZM261 259H263V258H260V260H261ZM50 260H51V262H52V259H51V258H50ZM36 261H37V260H36ZM57 261H58V262H56V263L54 262V263H55V264H59L60 261H59V260H57ZM62 261H63V260H61V263H62ZM66 261H67V260H66ZM104 261H106V259H105ZM147 261H149V260H147ZM211 261H212V260H211ZM238 261H239V260H238ZM242 261H243V262H242ZM242 261H240V262L237 263V264H249V261H248V263H247L246 261L244 262V260H242ZM262 261H263V260H262ZM64 262H65V261H64ZM35 263H36V262H35ZM107 263H108V261H107ZM107 263H104V264H107ZM147 263H148V262H147ZM221 263H223V260H222ZM227 263H230V264H231V262H228V259H227L226 264H227ZM258 263H259V262H258ZM50 264H51V263H50ZM67 264H68V262H67ZM219 264H220V263H219ZM223 264H224V263H223ZM232 264H235V263H232ZM263 264H264V263H263Z\"/></svg>", "mask_w": 264, "mask_h": 264}]
</instances>
